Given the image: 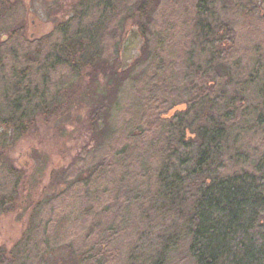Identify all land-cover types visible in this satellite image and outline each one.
Masks as SVG:
<instances>
[{
    "label": "rangeland",
    "instance_id": "1",
    "mask_svg": "<svg viewBox=\"0 0 264 264\" xmlns=\"http://www.w3.org/2000/svg\"><path fill=\"white\" fill-rule=\"evenodd\" d=\"M158 1L151 22L135 13V0H13L16 10L0 20L14 52L31 35L54 34L60 56L50 58L48 76L38 75L46 67L32 72L20 122L0 117V264H80L98 240L89 229L113 222L121 233L109 264H196L188 251L192 191L183 188L211 137L219 145L209 175L264 185V0ZM143 23L148 58L120 89L108 123L92 127L104 63ZM225 26L235 33L228 57ZM18 29L24 40L8 42ZM79 45L85 65L68 77L58 68L62 46ZM5 64L0 99L21 69ZM216 64L228 65L229 78L207 97L203 80ZM173 106L178 112L160 121ZM185 129L193 138L183 144Z\"/></svg>",
    "mask_w": 264,
    "mask_h": 264
},
{
    "label": "trees",
    "instance_id": "2",
    "mask_svg": "<svg viewBox=\"0 0 264 264\" xmlns=\"http://www.w3.org/2000/svg\"><path fill=\"white\" fill-rule=\"evenodd\" d=\"M159 5L158 0H135L134 11L140 18H145L146 22H151L152 15ZM15 10L13 0H0V20H8L7 18H10ZM11 25L12 23L10 27ZM61 26L58 32L64 31L65 26ZM137 26L145 40L141 48V56L127 71L122 73L118 72V57L107 58L104 64L109 71L105 70L102 73L100 82L98 79L102 90L97 92L95 105L90 111L92 127L98 123L103 125L108 123L109 114L120 89L126 81L131 80L130 75L134 69L148 58L149 53L143 30L145 23ZM223 31L222 44L226 47L224 56L228 57L234 48L235 33L227 26L223 27ZM53 35L48 34L36 41L38 51H33L27 41L19 53L14 52L8 43L0 38V68L5 66L7 61L21 68L18 71L14 68L12 76L2 86L4 90L0 99V117L1 114L5 115L3 119L20 122L27 105L32 102L28 85L32 72L46 67L48 72L38 71V75L48 76L50 69L54 68L51 66L50 58L53 62L54 58L59 60L60 56L56 55L55 45L50 43ZM22 36V29H18L8 38V42L14 38L23 41ZM62 47L64 50L63 63L58 65L61 66L58 68H61L68 77H78L81 74L79 66L84 67L85 65L86 48L82 45L73 50L66 46ZM46 48L49 52L44 55ZM229 74L228 65L216 64L212 75L203 80L205 86L203 94L207 97L212 96L217 81L227 80ZM132 80L136 82L138 78ZM93 82L96 86V81ZM150 92L155 93L154 88H150ZM176 112H178L177 107L173 106L166 112H160L158 119L163 122L169 121ZM138 130L136 129L134 134H137ZM187 138L192 139L193 137L185 129L181 134L180 142L186 144L185 139ZM218 145L217 137H211L206 141L205 149H200L197 153L195 166L188 170L187 176L189 177L184 184L183 192L192 191L191 200L193 201L188 216L190 224L187 230L191 241L188 251L196 264H264V185L253 179L247 180L239 174L224 181L209 175L211 164H214L212 160L215 161L214 156L218 153ZM178 174L177 177L180 176V173ZM184 178L186 179V176ZM99 226L96 223L89 229L88 237L95 235L98 236V240L95 239L96 242L92 244L93 253L88 254L89 251H86L80 259V264H109L117 256L116 251L110 249L121 233L120 228L117 224L115 225V222L108 226ZM47 241L48 238H45L44 242Z\"/></svg>",
    "mask_w": 264,
    "mask_h": 264
},
{
    "label": "water",
    "instance_id": "3",
    "mask_svg": "<svg viewBox=\"0 0 264 264\" xmlns=\"http://www.w3.org/2000/svg\"><path fill=\"white\" fill-rule=\"evenodd\" d=\"M144 41L137 26L129 29L119 48V73L127 71L134 61L141 56V48L144 45Z\"/></svg>",
    "mask_w": 264,
    "mask_h": 264
},
{
    "label": "flooded vegetation",
    "instance_id": "4",
    "mask_svg": "<svg viewBox=\"0 0 264 264\" xmlns=\"http://www.w3.org/2000/svg\"><path fill=\"white\" fill-rule=\"evenodd\" d=\"M28 40V39H27ZM38 40H40V38H38V39H34L33 38V35H31L30 37H29V41L27 42V44H29V46H31L32 47V50L33 51H38L37 50V43L38 42H36V41H38ZM51 43V42H50ZM52 44V43H51ZM80 67V69H81V71H82V68H83V66H79ZM81 71H80V73H81Z\"/></svg>",
    "mask_w": 264,
    "mask_h": 264
}]
</instances>
